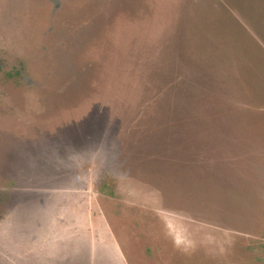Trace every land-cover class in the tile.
Here are the masks:
<instances>
[{
  "label": "rangeland",
  "instance_id": "rangeland-1",
  "mask_svg": "<svg viewBox=\"0 0 264 264\" xmlns=\"http://www.w3.org/2000/svg\"><path fill=\"white\" fill-rule=\"evenodd\" d=\"M0 264H264V0H0Z\"/></svg>",
  "mask_w": 264,
  "mask_h": 264
}]
</instances>
